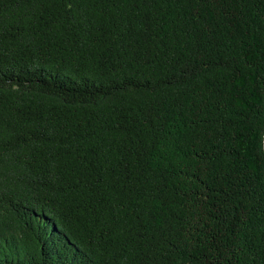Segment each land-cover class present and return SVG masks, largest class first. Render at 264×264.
Returning a JSON list of instances; mask_svg holds the SVG:
<instances>
[{"label": "trees", "instance_id": "1", "mask_svg": "<svg viewBox=\"0 0 264 264\" xmlns=\"http://www.w3.org/2000/svg\"><path fill=\"white\" fill-rule=\"evenodd\" d=\"M0 264H264V0H0Z\"/></svg>", "mask_w": 264, "mask_h": 264}]
</instances>
